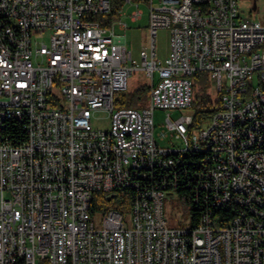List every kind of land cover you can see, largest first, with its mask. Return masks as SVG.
<instances>
[{
    "label": "built area",
    "instance_id": "2783aa9c",
    "mask_svg": "<svg viewBox=\"0 0 264 264\" xmlns=\"http://www.w3.org/2000/svg\"><path fill=\"white\" fill-rule=\"evenodd\" d=\"M142 5L137 63L126 18ZM137 70L147 104L115 106ZM200 72L221 109L191 131ZM157 108L185 111L159 138ZM168 196L194 225H169ZM0 264H264V23L238 0H0Z\"/></svg>",
    "mask_w": 264,
    "mask_h": 264
},
{
    "label": "rangeland",
    "instance_id": "374dc122",
    "mask_svg": "<svg viewBox=\"0 0 264 264\" xmlns=\"http://www.w3.org/2000/svg\"><path fill=\"white\" fill-rule=\"evenodd\" d=\"M238 7L247 18L252 20H258L263 23L264 20V0H238ZM135 8L126 7V12H131ZM140 9L143 10L142 18L138 21H132L130 18H126L129 24V29L126 31L127 46L133 53V57L139 63V52L143 49H149V13L150 8L148 5H142ZM47 40V39H45ZM156 52L158 57L164 59L168 56L170 50V31L169 29L158 30L155 36ZM206 81L204 85H207L206 93L210 95L213 101L217 100L218 96L215 88L212 86L211 80L206 74ZM146 82L144 73L141 70L134 71L128 79V90L130 93L142 88ZM194 93V98L196 97ZM148 97L143 101V105L147 104ZM185 113L182 109H160L157 108L154 111V124L155 134L159 138V133L166 129L167 118L172 122L179 119ZM93 124L95 128L108 129L110 127V118L108 112H97L93 118ZM180 141L176 140L173 135L170 134L169 138L164 142H160L163 146L180 145ZM120 202V198L117 199ZM165 216L169 221V225L172 224L178 227H191L192 226V213L191 208L184 199L175 198L174 196H168L165 199ZM101 214H95L92 221L100 226Z\"/></svg>",
    "mask_w": 264,
    "mask_h": 264
},
{
    "label": "trees",
    "instance_id": "16d2710c",
    "mask_svg": "<svg viewBox=\"0 0 264 264\" xmlns=\"http://www.w3.org/2000/svg\"><path fill=\"white\" fill-rule=\"evenodd\" d=\"M206 73L200 72L194 76V93L196 92V97L194 98L192 104V113H193V123L190 127L191 131L197 128L202 127L218 110L221 109V102L217 100L213 101L206 93L207 85H204L206 81ZM149 88L144 85L142 88L138 89L135 92H119L115 94V106H133V107H142L143 101L148 96ZM18 131H23L21 126H17ZM193 157L190 156L188 164H191ZM186 187V186H185ZM177 191L181 198H185L190 192L184 187H178ZM106 203V200L103 199L101 193H98L94 197L93 205L91 212L95 214L103 204ZM232 218V213L227 214V212L219 211L218 219L221 221H228ZM197 220L196 216L192 214V224L194 225Z\"/></svg>",
    "mask_w": 264,
    "mask_h": 264
},
{
    "label": "crops",
    "instance_id": "0c3cea01",
    "mask_svg": "<svg viewBox=\"0 0 264 264\" xmlns=\"http://www.w3.org/2000/svg\"><path fill=\"white\" fill-rule=\"evenodd\" d=\"M261 22V21H260ZM263 23H264V20H263ZM145 76V75H144ZM146 78V77H145ZM144 85H146V86H148V88H149V85H148V82H147V79H146V82H145V84ZM149 90H150V88H149ZM125 92H129V90L127 89ZM148 96H149V91H148ZM147 96V97H148ZM144 106V105H143ZM142 106V107H143ZM133 107V106H132ZM135 108H137V107H135ZM138 108H141V107H138Z\"/></svg>",
    "mask_w": 264,
    "mask_h": 264
}]
</instances>
